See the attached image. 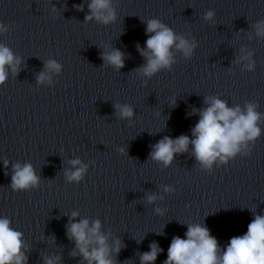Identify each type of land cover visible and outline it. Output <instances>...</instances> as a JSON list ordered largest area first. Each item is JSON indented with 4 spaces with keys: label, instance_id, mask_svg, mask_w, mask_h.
Here are the masks:
<instances>
[{
    "label": "water",
    "instance_id": "obj_1",
    "mask_svg": "<svg viewBox=\"0 0 264 264\" xmlns=\"http://www.w3.org/2000/svg\"><path fill=\"white\" fill-rule=\"evenodd\" d=\"M91 2L0 0V45L20 61L0 86V218L22 233L25 264H88L68 235L83 219L101 223L114 264H143L153 243L163 249L155 264H165L192 223L226 250L264 216V0H111L117 19L108 24L87 19ZM150 20L196 44L191 56L174 46L171 67L151 77L139 50ZM115 50L122 69L104 59ZM209 97L256 106L262 134L248 155L212 170L192 145L168 166L152 159L164 137H192ZM117 105L134 116L122 118ZM16 164H31L38 186L14 189ZM80 167L83 179L70 181Z\"/></svg>",
    "mask_w": 264,
    "mask_h": 264
},
{
    "label": "clouds",
    "instance_id": "obj_2",
    "mask_svg": "<svg viewBox=\"0 0 264 264\" xmlns=\"http://www.w3.org/2000/svg\"><path fill=\"white\" fill-rule=\"evenodd\" d=\"M93 17L105 24L114 22L117 17L111 6V0H92L89 5ZM213 17L208 12L207 19ZM259 33L264 34V23L258 25ZM4 30L0 24V31ZM147 32L150 34L147 40V50L139 49L147 58V64L142 71L151 77L163 68H170L173 63L171 49L175 46L184 52L185 56H191L196 47L195 43L184 38H178L174 31L158 20L147 22ZM179 40V43H177ZM246 59L248 57H245ZM104 59L117 69L124 67V55L119 50L104 56ZM19 60L14 58L13 53L6 46L0 45V86L7 80V67H15ZM250 69L252 65L248 66ZM50 70L60 71L61 66L56 62L48 64ZM48 79L44 74L39 77L40 82ZM209 105L199 113V122L192 130V137L181 135L173 139L164 137L156 145L151 153L152 159L170 165L177 154L189 151V146H194L196 159L208 170H212L219 160L227 164L238 154L244 153L248 142H255L262 134L259 127L261 114L256 111V106L248 104L246 111L240 107L230 108L225 101L216 97L206 99ZM122 118L134 116V110L130 106H116ZM79 160L72 164L79 165ZM8 162L5 161V166ZM12 176V187L16 190H27L38 186L39 177L31 164H16ZM84 167L76 168L68 173L70 181L83 179ZM171 190V189H166ZM149 202L155 201L156 196H149ZM159 212L160 210L157 209ZM78 213H72L73 218ZM101 223L96 221L90 226L87 219L71 222L68 226V235L76 241L79 254L88 261V264H114L110 259V247L107 238L100 232ZM186 238L175 237L168 249L165 264H264V216L256 214L253 221L248 225L247 233L233 237L226 250L222 249L218 240L211 235L210 230L202 223L188 225ZM115 251L119 252L120 242H116ZM151 251L142 256L143 264H155L163 249L153 243ZM22 233L11 227L8 218H0V264H25L27 256L22 252ZM91 249V250H90ZM73 255H76L74 252ZM47 264H54L49 259Z\"/></svg>",
    "mask_w": 264,
    "mask_h": 264
}]
</instances>
